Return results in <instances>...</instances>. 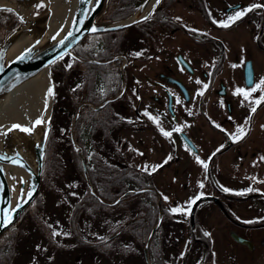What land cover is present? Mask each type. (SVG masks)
<instances>
[{
  "label": "rangeland",
  "instance_id": "374dc122",
  "mask_svg": "<svg viewBox=\"0 0 264 264\" xmlns=\"http://www.w3.org/2000/svg\"><path fill=\"white\" fill-rule=\"evenodd\" d=\"M33 1H35V3H41V0ZM118 1L119 0H115L114 6L116 7H113L110 6V3L107 5L108 0H104V4L97 14L96 21H118L128 17L139 8L137 7L131 13L127 14L129 8H125L124 5L126 4L123 3V1H121V3H118ZM136 1L139 3L142 0ZM206 1L207 3L210 2L212 5L219 7L220 14L217 17L223 20L222 18L225 16V14L222 9L225 5L233 0ZM42 2L45 6L40 8L42 12H44L42 14L44 18L42 17L41 19L43 21L45 20L46 22L44 25V34H46L47 29H49V17L51 11L48 4L49 0H42ZM105 8L107 9L106 13L104 12ZM112 8H114L113 14H109ZM168 11L169 14L177 15L176 18L179 19L184 26L192 27L194 23H196L197 26H200L204 31H209L210 34L218 36L223 42H225V56H223L222 61L219 63L216 69L218 71H215L216 74H219L217 77L220 79L223 78L226 82L225 94L222 96V93L224 92H220L222 87L219 91L220 95L214 92V88H218L217 81L214 83L215 87L205 94H207L206 96H208L209 100L213 101L214 103L217 102V97L222 99L216 103V107H210L209 109L210 113L217 117L225 116L226 111L224 102L227 99L231 101V104L234 108L233 118H231L233 121L231 124H224L223 128L229 131V133H234L237 131L238 127L243 128L246 135H243V138L240 140L238 145L228 148L227 151H223V153L211 160L210 164L208 165V172L210 175L214 176L211 185H214L216 190L219 189L223 194H229L232 196L240 195L243 197L240 199H233L222 197L220 195L218 196L208 182L204 167L202 164L197 162V156L200 158V160L206 162L207 154H209L212 146L219 143L221 140V136L215 134L214 131H212L207 126L203 119V115L196 114L197 110H193L192 112V114H196L197 116L194 119V125L202 126L199 128H201V133H204V136L202 137L204 141H201L198 138L195 142L196 145L207 144L208 141H206V137L209 136H211L213 138L212 140L215 141L211 142L213 145L205 148L206 155H194L179 140L175 141L176 145H174L172 142L173 146L167 147L164 144V140L162 138L156 137V134L153 133V131L150 129H138L135 127L138 124H132L131 120H129L131 125L127 124L123 127L116 128L111 133L113 138L111 139L112 148L110 147L109 149L115 154L113 158L110 157L111 155L107 156L106 153H102L101 149H98L96 154H99V156H101L103 159V162L100 161V164L104 167V174H108L110 171V169L105 166V163H107L109 160H115L117 164L121 163L129 167L133 166L137 168L139 172L142 171L145 165H163L162 167H158L155 171H152L151 168H149L147 173H150L153 183V188H150V190L154 192L155 195V190L159 193L160 206L162 202L164 207L169 209V212L172 213L171 216H173V223H175L173 225L171 224V233L165 239V249L161 252L162 254L160 256L161 260L165 259V263H179L181 257L185 256V252L191 245L193 246V251L187 255L188 257L186 258V262H188V264H264V198L262 196L249 198L250 195H247V189L249 188H252L255 192L259 191L261 194H264V160L261 159V157H264V102H261L258 105L259 108H257L256 112L252 114L253 117L250 121V126H247V118L250 117L249 112L251 111V108L254 107V101L261 95H264V90L257 89L252 93L248 100H245L243 95L235 94L237 88H243L246 91H249L255 84H259V82L264 79V38H262L260 41V44L263 45V48L258 47L255 43L253 32L249 30V25L244 22L235 24V26L231 28L227 27L229 29L225 27H220V30L214 29L213 27L208 26V23H205L204 20L197 15L194 6L189 7L187 5L186 0H177L173 2V4L168 8ZM26 12L28 13L29 17H31V9H27ZM12 13L14 15L16 14L14 11ZM116 15L120 16L117 17ZM110 16H114V18L111 19ZM31 18L33 19L35 17ZM143 20L145 19L140 21ZM67 21L63 22V26H65ZM131 25L119 28L122 30L121 44L116 38V35H118L116 30L119 31V29L97 32L98 34H102V32L115 31L116 33L113 34V38H116L114 42L115 44L118 42L120 51L124 50L125 53V48L129 46L128 42H131L132 47L131 49H126L125 55L127 56V52L130 50H132V54L135 55V53H139L137 48L142 45L144 40L136 38L133 33L134 28L132 29L130 27ZM57 32L59 31L54 29L47 37L55 35L54 33ZM181 33L182 31L179 33L174 32L173 34L163 36V50L166 51V48L169 47L167 45L168 42L170 46H172V44L176 45L177 43L184 44L185 40L188 38L186 37L187 35H183ZM26 36L33 39L36 35L35 33H29ZM99 36L101 38V35ZM6 37L7 35L5 38ZM101 41L105 42L106 40L101 38ZM160 42L161 41H158L157 46H160ZM207 46L210 45L203 44L199 47L198 51H204V54H208V49L205 48ZM24 47L21 50H23ZM68 57L75 59V56L73 55ZM68 57L65 55L63 57V61L66 62ZM206 57H208V55H206ZM115 58L116 56H114L112 59L114 60ZM142 58L143 55L137 57V59ZM246 59H249L253 66V80L252 84L249 86L245 85L243 80V61H246ZM144 65L149 67L146 69L147 71L153 69L154 66L152 62H140L136 60L132 62V65L128 67L129 69L127 71L128 74L134 73L135 77L143 84L145 81H143V79L141 80V72H143L145 69ZM47 69L50 78V86H48L46 89L45 101L47 99V103L50 106L48 113L50 116V125L51 123L54 124L56 129L55 133L58 136V134L61 133L63 126L68 127L69 133L70 121L76 112L72 115V117H70V119L69 113L71 108L67 105V100L64 98L65 94L62 93L61 98H59L61 99V102L55 104L54 106V115L51 122V112L52 105L55 100V94L52 97L47 96L49 88L54 85L50 65ZM120 74L122 80L123 73ZM95 79L96 83H98V74H96ZM67 86L69 91L75 87L71 84V82L67 84ZM199 87V89L202 90V83L199 85ZM262 88H264V86H262ZM53 90L55 93V87ZM128 95L132 96L130 92H128ZM126 96L127 94H123L124 99ZM124 99L112 104V106L119 110V107H123ZM102 106L98 107V109ZM38 118L40 117L35 118L34 122ZM15 122H8L9 125L6 124V127L11 129L12 125L20 124L22 127L27 128V125L24 123L21 124L17 121ZM43 125L44 123H42V125H33V131L31 133H22V131L19 129H12L9 131L10 138L14 140L21 150L27 155L28 150L26 145L37 139L40 128ZM1 126L2 125H0V128ZM86 132V128L81 129V135L83 137L85 148L90 150L91 147L88 145ZM224 143L225 142H223V144ZM76 145L79 148L77 143ZM104 147H106V145H104ZM57 150L61 154L64 170L61 177L56 180L57 183L55 190H42V203L43 210L45 212L44 221L48 224L49 233H51L53 236V231H57L60 232V235L53 236L51 239H48L47 230H44L41 226H38L36 224L37 222L35 223L34 220H31V218L26 215V218L20 225L21 234L19 235L20 238L17 239L15 247L16 254L14 255L15 257L11 264H147L144 255L143 260L140 252L138 254H134L135 256L133 255L124 257L120 255V253L117 252V248L115 246L116 244H114L113 241L104 242L103 244L96 246L107 249V256L97 254L91 249L93 247L92 244L94 245V243H98L96 239L99 238V236H107L109 231H113V229L121 224L120 222L123 218V212L120 206H109L108 208L99 207L96 208L92 214H83L84 212H81L79 216V225H77V231L80 234L77 237L80 239L74 238L70 235L68 229V213L75 196L73 194L80 193L81 195L84 190H86L85 187L87 183L84 174L81 176L76 169L69 147H67L65 143H61ZM90 152H93L92 149ZM141 153L143 155H141ZM169 156H171L170 160H168ZM83 159L86 168L84 155ZM166 160L167 163H165ZM8 176L10 179H15L18 177L17 174L11 172L8 173ZM201 184H203V187H200ZM90 186L91 184H87L89 190L91 189ZM224 188H227L230 191L225 192L223 190ZM129 189L134 190L132 185L127 187L126 190ZM201 194L210 196L217 195L218 198L213 202L207 199L199 201L195 206L192 222H190L189 214H185L183 211L177 213L170 211L171 209L178 207L181 209L187 208L189 202L193 198L201 196ZM164 197H167V199H164ZM151 199H148L149 203H151ZM109 203L110 202H106V204ZM188 220L191 225H194L195 230L201 232L199 237L202 239V241L206 240L205 246H202L200 243H194L193 245V241H187L189 239ZM234 220H238L241 225L236 226ZM15 222L16 220L10 226H12ZM252 222L258 223L259 225L255 226L254 228V226H251ZM49 225H51V227H49ZM8 228H6L4 231H6ZM230 231H234L238 235L248 239L252 243L253 248L250 250L245 245L235 243L229 235ZM205 233H208L209 235H205ZM90 238L94 239V241H91ZM162 239L164 240L163 236ZM88 240L91 241V243L85 244L84 242L87 243ZM145 242L146 239L142 244V253ZM150 242L151 240L149 241L148 246L150 245ZM205 247L207 248L205 249ZM202 251L205 252V255L199 257V253ZM190 255L191 259H189ZM194 255L196 258H194ZM147 258L149 264H151L152 259L148 254V248Z\"/></svg>",
  "mask_w": 264,
  "mask_h": 264
},
{
  "label": "flooded vegetation",
  "instance_id": "af4514ba",
  "mask_svg": "<svg viewBox=\"0 0 264 264\" xmlns=\"http://www.w3.org/2000/svg\"><path fill=\"white\" fill-rule=\"evenodd\" d=\"M121 1L126 4L124 5L125 8H137L140 6V4L144 2V0L140 1L139 3H137L136 0H119L118 3H121ZM175 1L177 0H161L158 5L154 3L150 13L147 16L149 17V19L139 21V23L136 22L130 26L132 29L134 28L133 33L136 38L144 40L142 45L137 48V51H139V53H143L142 59H137V57H140L142 55H133L132 50L127 52V56L125 55L126 49L128 50L132 47L131 42H128L129 46L125 48V53L123 50L122 52L114 55L116 56L114 60L112 59L114 56L112 58H97L103 55L100 54V52L104 51L105 48V42L101 41L100 36H96L98 32H91L84 35V37H82L76 44L71 47L70 55L74 56V52L76 50L79 51L81 55H83V57L81 58H75L80 62V64L78 65V70H82L83 74L87 69L90 70L93 65H100L98 69L102 70L103 73L101 75L98 74V83H96L95 81L97 90H105L110 87V85L112 84L111 81H113L114 79L109 78V75H107V71L118 67L119 87L115 94L119 93V91L120 94L115 99L108 102L114 101V103H116V99H119L117 100V102L124 99L123 94H127V96L123 100V107H119V110H117V108L113 106H111V108L114 110L118 117L125 119V121H123V126L127 124L131 125L129 121L131 120L132 124H138L135 126L138 129H150L151 131H153V133L156 134V137L162 138L164 140V144L167 147L173 146V144L176 145L175 141L179 140L185 146H187V148L194 155H206L205 148L210 145H213L211 143L215 142L212 140L213 138L211 136L206 137V141L208 142L204 145H196L195 143L196 139L198 138L201 141H204L202 138L204 136V133L202 134L201 128H199L202 126L194 125V119L195 117H197L196 114L203 115V119L207 126L212 131H214L215 134L221 136L220 142L214 144L210 149L209 154H207L206 163H208L209 165L211 160L215 159L217 156L223 153V151H227L228 148L238 145L240 140L242 139L241 138L239 140L234 141L230 138L229 134L240 135V133L238 131H235L234 133H229V131L223 128L224 124H231L233 121L231 118H233L234 108L231 104V101L227 99L224 102L226 111L225 116L217 117L211 114L209 109L210 107H216V103L221 101L222 99L217 97V102L214 103L213 101H210L208 96H206L207 94H205L206 92L211 91L215 87L214 83L216 81L218 88H214V92L220 95L219 91L222 87L224 92L222 93V96L225 94L226 82L223 78L220 79L219 77H217L219 74H216L215 72L218 71L216 69L219 63L222 61L223 56H225V42H223L218 36L210 34L209 31H204L200 26H197L196 23H194L192 27H186L179 19L176 18L177 15L169 14L168 8ZM186 1L187 5L189 7L194 6L197 15L200 16L205 23H208V26L213 27L214 29L220 30L219 28L221 26L219 23H214L213 21L228 22L230 24L229 28L241 22L246 23L247 25H249V30L253 32L254 40L257 46L263 48V45L260 44V41L262 38H264V7L253 8L250 12L247 10L253 5H264V0H233L223 7L222 10L225 14V16L222 18L223 20L217 17L220 14L219 7L212 5L209 1V3H207L206 0ZM108 3H110L111 6L116 7L114 6L115 0H108L107 5ZM37 4L39 3H35V1L30 0V16L35 17L33 19L43 17L42 14L44 12H42L40 8L37 9L35 7ZM40 10L42 13L40 12ZM37 11L39 13L38 15L36 14ZM106 11L107 9L105 8L104 12L106 13ZM113 11L114 8L110 10L109 14H113ZM238 11L246 12V15L242 16L239 20H237L238 22L230 21L229 17L234 16ZM22 12L24 14L27 13L26 9H22ZM203 12L206 13L207 16H205ZM15 15L12 12L0 10V43L5 39L6 35L11 33L14 29H16L22 24V21L20 20L19 16L17 14ZM27 16H29L28 13ZM45 24V20L43 21L42 19L34 22L31 25L32 33L36 34L37 27L44 28ZM181 31V34L187 35L186 37L188 38L187 40H185L184 44L177 43L176 45L172 44V46H170L168 42L167 45L169 47L166 48V51L163 50L162 37L168 34H173L174 32L179 33ZM121 32L122 30L119 29L118 35H116V38L117 40H119L120 44L122 42ZM91 36L93 38L96 36L93 42L96 54L93 58L85 56L89 48L86 42H88V38H90ZM158 41H161L159 44L160 46H157ZM114 44L115 42H110V46ZM203 44L210 45L205 47L206 49H208V54H204V51H198L199 47ZM65 55L67 57L70 56L68 52L64 53L61 56ZM206 55H208V57H206ZM136 60L140 62H152V64L154 65L153 69H150V71H147L146 69L149 67L144 65L145 69L143 72H141V80L143 79V81H145V85L135 77L134 73L128 74L127 72L129 69L128 67L132 65L133 61ZM69 61L70 59L68 57V60L66 61L68 65ZM88 62L92 63V65H88ZM244 62L245 61H243V64ZM120 73H123V86L121 85ZM65 77V87L67 88L68 86L66 84H69L72 81V78L67 77L66 75ZM198 80L202 83V90L199 89V85H201V83H197ZM204 84L208 85L207 89H204ZM201 91H203V95L199 94ZM128 92H130L132 96H129ZM177 100H179L180 102L177 103ZM101 102L97 103L96 105L100 104ZM254 107H256V109L259 108V106L256 104H254ZM193 110H197V113L192 114ZM145 111L150 113L151 116L156 117L159 121V124H157L154 120L150 119L148 116L144 115ZM206 111L209 113H207ZM189 112H191V115L189 114ZM252 114L254 113H251L250 111L249 116L251 117V119L253 117ZM251 119H249V117L247 118V126H250ZM216 125H219L220 127L218 128ZM161 128H163L164 131L172 132L171 137H166L165 135H163L160 130ZM175 128H181L182 131H174ZM187 140L191 142V146L188 145ZM223 142L225 143L223 144ZM205 173L207 175L208 182L211 185L214 176L210 175V173L208 172V168L207 170H205ZM211 187L215 190L218 196L220 195L222 197L233 199H240L243 197L240 195L232 196L229 194H223L219 189L216 190L214 188V185H211ZM217 195L213 197L217 199ZM247 195H250L249 198L259 196H262L264 198V194H261L259 191H251L248 192ZM208 200L211 202L215 201L213 199ZM237 221L238 220H234V223L236 224V226H240V222ZM258 225V223L251 224V226H254V228ZM192 226L194 227V225ZM188 232V242L193 241V245L194 243H200L205 245V242L202 241V239L199 237L201 232H198L195 229L192 230V232L190 229H188ZM192 251L193 246L190 245L187 251L185 252L184 257L187 258V255ZM204 253L205 252L203 251L200 252L199 257L204 256ZM14 257L15 256L10 258L11 260L8 264L12 263ZM194 258H196L195 255ZM189 259H191V255L189 256Z\"/></svg>",
  "mask_w": 264,
  "mask_h": 264
},
{
  "label": "trees",
  "instance_id": "16d2710c",
  "mask_svg": "<svg viewBox=\"0 0 264 264\" xmlns=\"http://www.w3.org/2000/svg\"><path fill=\"white\" fill-rule=\"evenodd\" d=\"M134 9L135 8H129L127 14L131 13ZM204 15L207 16L206 13H204ZM116 16L119 17L120 15ZM112 18H114V16H111V19ZM116 32L107 31L101 34V38L106 40L105 48L104 51L100 52V54L103 55L97 58H112L114 55L122 52L119 49L118 43L110 46V42H114L116 39L115 37L113 38V34ZM96 36L99 35L96 34ZM95 37L93 38L91 36L88 38V42H86L89 46L85 55L86 57L93 58L96 54L93 45ZM74 56L75 58L83 57V55L77 50L74 52ZM69 59V65H71V67H68V64L64 62L63 59H60V57L55 59L54 63L51 62L50 64L51 74L55 85V100L52 105L51 122L54 115V106L61 102V99L59 98H61L62 93L65 94L64 98L67 100V105L71 108L69 113L70 118L76 112L80 103L87 102L96 105L103 99L114 96L119 87L118 67L107 71L109 78L114 79L111 81L112 84L110 87L105 90H97L95 76L96 74L101 75L103 73L102 70L98 69L100 65H93L90 70L87 69L83 74L82 70H78L80 62L72 57H69ZM87 64L92 65V63L89 62ZM65 75L72 78V85L75 86L70 91L65 87ZM78 85H80V87H77ZM117 100L119 99H116L115 101L117 102ZM113 103L114 101L107 102L99 109L83 106L74 123V139L78 146L81 147L85 157L87 176L92 190H89L86 184V190H84L81 195L80 193L73 194L75 196L69 208L68 229L71 236L80 239L77 237L80 235L77 231V225H79V216L81 212H84L83 214H92L93 211L99 207L108 208L109 206H120L123 212L121 222L119 220L121 224L113 229V231H109L107 236L103 237V240H101L99 236V238L96 239L98 243H94V245L92 244L93 247L91 249L97 254L107 256V249L96 246H99L104 242L113 241V243L116 244L117 252H119L120 255L128 257L140 252L143 259V253L141 250L142 244L148 236L150 229L156 223L158 216L156 195L150 190V188H153L151 176L143 170L139 172V170L133 166L129 167L125 164H117L115 160H109L105 163V166L110 169V171L108 174H104V167L100 164V161L103 162V159L99 154H96V151L101 149V152L104 154L106 153L107 156L111 155L110 157L113 158L115 155L109 149L110 147L112 148L111 139L113 138L111 133L114 129L122 127L125 119L117 116L111 108ZM82 128L87 129V142L93 152H90L91 149L88 150L85 148L83 137L81 135ZM55 130L54 124L51 123L44 143V154L40 173V188L38 193L25 207L16 222L0 235V264H8L11 260L10 258L16 254V242L21 234L20 225L26 218V215H28L31 220H34L35 223L37 222L36 224L38 226L47 230L48 239L53 237L48 231V224L44 221L45 212L42 203V190H55L57 183L56 180H58L63 173L64 168L61 154L57 150L61 143H65L67 147H69L76 169L81 176L83 174L77 149L72 147L69 139L68 127L63 126L61 133L58 134V136L56 135ZM104 145H106V147H104ZM130 185H132L134 190L138 191L125 194L123 198L115 202L113 205L106 204V202H112L123 194ZM148 199H151L152 205L148 202ZM161 214L160 222L154 229L153 235L150 239V245L148 246V254L152 259L151 264H168V262L165 263V259L161 260L160 256L162 254L161 252L165 249V239L170 235L171 226L175 223H173V216H171L172 213L169 212L168 208L164 207L162 202ZM187 223L192 232L195 228L191 225L189 220ZM162 236L164 237V240L162 239ZM90 240L94 241L92 238H90ZM91 241L88 240L87 243H84L90 244ZM204 242H206V240H204ZM202 246L205 245L202 244ZM206 248L207 247H205V249ZM177 264H188V262H186V258L183 256Z\"/></svg>",
  "mask_w": 264,
  "mask_h": 264
},
{
  "label": "water",
  "instance_id": "95a60500",
  "mask_svg": "<svg viewBox=\"0 0 264 264\" xmlns=\"http://www.w3.org/2000/svg\"><path fill=\"white\" fill-rule=\"evenodd\" d=\"M10 5L1 4L0 8H10L16 12V14L20 17H23L22 24L18 26L15 30H13L7 37L0 43V108L6 100L8 94L14 90L15 88L21 86L25 82L34 78L38 73H40L48 66L52 61L59 58L64 53H70L71 47L76 44L85 34L91 33V29L96 27L99 31L104 30H114L123 28L125 26L136 23L150 13L155 0H145L139 8L129 15L126 18H123L118 21L112 22H100L96 21V17L101 7L104 4V0H74L73 8L68 18L67 23L63 27L61 31H59V35L57 33L55 35L43 38L44 28L37 27L36 36L30 41L28 45L24 47L19 53L14 55L10 59H6V52L8 48L20 37H27L26 35L32 33V24L36 21L41 20V18L32 19L29 16H25L22 12V9L30 8V0H8ZM87 13V16L84 15ZM69 32H72L74 35L69 37L64 46L62 47L59 44V41L64 39ZM34 34V33H33ZM56 36V39L53 40L52 37ZM39 41V43H37ZM29 49L31 51H29ZM23 57V58H22ZM243 80L244 84L249 86L252 84L253 80V70L251 66V61L246 60L243 64ZM121 85L123 86V80H121ZM223 92V88L221 91ZM120 91L117 95L113 97L106 98L98 105L91 104H80L76 110L75 115L72 117L69 125V135L70 141L74 148H77L78 154L80 157V163L82 167V171L86 180V183L89 184L88 176L86 173V168L84 164L83 155L81 152V148L77 147L75 140L73 138V124L78 116L80 109L83 105H88L93 109H96L106 102L115 99L119 96ZM50 100V99H49ZM50 103V101H49ZM33 125L30 128H33ZM50 125V116L47 115L45 118V123L40 128L39 135L37 139L32 141L30 144L26 145L28 150V154H24L25 157L20 153L19 146L16 144L14 140L10 138L9 129L5 127L0 133L6 132L7 135L0 134V156L4 157V159H0V209L5 210L6 212L12 211L17 208L18 204H22L23 206L19 208V210L15 213L14 219L11 223L6 226H0V234L8 228L22 213L24 208L33 200L36 194L39 191L40 187V173L42 167V158L44 154V142H45V133L48 132ZM27 128H29L27 126ZM24 131H22L23 133ZM188 145H192L189 140H187ZM13 161H17L13 163ZM4 164H9L20 171H22L25 175L20 176L19 178V189L15 197L12 195V191L10 185L6 179L4 174L3 166ZM26 182V183H25ZM25 193L24 199H27V193L31 192L32 197L28 200L27 203L23 202L21 199V193ZM155 190V189H154ZM138 190H126L122 195L117 197L114 201L109 204H113L124 197L125 194L134 193ZM157 195L156 206L158 211L157 221L150 229L149 234L146 238L145 245L143 246V255L144 258L148 262L147 258V248L152 233L161 219V206H160V195L155 190ZM200 199L196 200V203L192 205L190 216V222H192V216L195 209L196 204L205 199H213L216 201V198L210 195H201ZM230 237L237 243L245 245L248 249H252V243L235 233L234 231L229 232Z\"/></svg>",
  "mask_w": 264,
  "mask_h": 264
},
{
  "label": "bare ground",
  "instance_id": "6f19581e",
  "mask_svg": "<svg viewBox=\"0 0 264 264\" xmlns=\"http://www.w3.org/2000/svg\"><path fill=\"white\" fill-rule=\"evenodd\" d=\"M1 4L10 5L8 0H0V5ZM48 4L51 12L49 17V29H47L46 34H44V39L54 29L57 31L63 29V22L68 20L74 0H49ZM24 15L26 16L27 13ZM30 41H32V39L28 36L18 38L8 48L6 59H10L19 53ZM48 86H50V78L48 69L45 68L31 80L12 90L0 108V125H2L0 131L6 127V124L9 125L8 122L11 123V121H17L21 124L24 123L30 128L35 118L43 117V120H45L50 108L49 104L45 103L46 89ZM19 151L25 157V153L21 148H19ZM3 170L10 185L12 195L15 197L19 189V178L25 174L9 164H4ZM9 172L17 174L18 177L10 179L8 176Z\"/></svg>",
  "mask_w": 264,
  "mask_h": 264
},
{
  "label": "snow or ice",
  "instance_id": "6c2138e0",
  "mask_svg": "<svg viewBox=\"0 0 264 264\" xmlns=\"http://www.w3.org/2000/svg\"><path fill=\"white\" fill-rule=\"evenodd\" d=\"M160 2H161V0H155V3H156L157 5H158ZM44 6H45V5L43 4V2H42V0H41V3L37 4L35 7H36L37 9H39V8H41V7H44ZM257 7H264V5H253L252 7L248 8L247 11L250 12V11H252L253 8H257ZM0 10H4V11H8V12H13V9H10V8H8V9H0ZM36 14H37V15L39 14L38 11H37ZM84 15L87 16V13H84ZM244 15H246V12L238 11L234 16H230V17H229V20L232 21V22H235V21L239 20V19H240L242 16H244ZM19 18H20L21 21H23V17H22V16H20ZM144 19L147 20V19H149V17H144ZM213 22H214V23H219L221 27H225V28H227V27L230 26V24H229L228 22H216V21H213ZM137 23H139V21H138ZM91 31H92V32H97V31H99V29H97L96 27H93V28L91 29ZM57 35H59V32L57 33ZM73 35H74V34H73L72 32H69V33L67 34V36H66L64 39H62V40L59 41V44L63 47L64 44H65V42H66V40H67L69 37H72ZM52 39L55 40V39H56V36H53ZM37 43H39V41H37ZM29 51H31V50L29 49ZM142 54H143V53H135L136 56H140V55H142ZM69 55H70V53H69ZM22 58H23V57H22ZM60 59H63V56H61ZM54 62H55V61H53V63H54ZM68 67H71V65H68ZM197 83H201V82L198 80ZM262 86H264V79H262V80L259 82V84H255V85L251 88V90H249V91H246V90L243 89V88H237L235 94H237V95H243L244 99H245V100H248L249 97H251L252 93L255 92L257 89H262V90H264V88H262ZM54 87H55V86L53 85L52 87L49 88V90H48V92H47V96H48V97H52V96H54V94H55V93H54V90H53ZM77 87H80V85H78ZM207 87H208V85H207V84H204V89H207ZM74 90H75V89H74ZM199 94H200V95H203V91H201ZM138 98H139V97H138ZM179 102H180V101L177 100V103H179ZM261 102H264V95H261L258 99H256V100L254 101V103H255L256 105H259ZM45 103L47 104V99H46ZM221 103H223V102H221ZM256 110H257L256 107H252V108H251V112H252V113H255ZM189 114L191 115V112H189ZM144 115L148 116L150 119L154 120L157 124H159V121L157 120V118L151 116V114L148 113L147 111H145ZM249 119H251V117H249ZM41 123H45V121L43 120V117L38 118V119L34 122V125H40ZM216 126H217L218 128L220 127L219 125H216ZM12 129H19V130H21V131L28 132V133H31V132L33 131L32 128L22 127L20 124H14V125H12V128L9 129V131H11ZM160 130H161V132L163 133V135H165L166 137H171L172 132H170V131H164L163 128H161ZM221 130H223V129H221ZM174 131L180 132V131H182V129H181V128H175ZM237 131L240 133V135L229 134L230 138L233 139L234 141H235V140H239V139L243 138V135H246V133L244 132V129H243V128H239V127H238ZM0 134L7 135L6 132H4V133H0ZM45 137H47V132L45 133ZM186 147H187V146H186ZM218 151H219V149H218ZM141 155H143V154L141 153ZM213 155H214V154H213ZM0 159H4V157L0 156ZM170 159H171V156L168 157V160H170ZM196 159H197V162L200 163V164H202V166L204 167V169L207 170V168H208V163H206V162L203 161V160H200V158H199L198 156L196 157ZM261 159L264 160V157H261ZM16 162H17V161H13V163H16ZM165 163H167V160L165 161ZM162 166H163V165H159V166H149V165H145L144 168H143L142 170L145 171V172H148V171H149V168H151L152 171H155L158 167H162ZM149 174H150V173H149ZM25 183H26V182H25ZM200 187H203V184H201ZM223 190H224L225 192L230 191V190L227 189V188H224ZM247 191H248V192H251V191H253V189H252V188H249V189H247ZM26 195H27V199H24V197H25V193H24L23 190H22V193H21V199H23V202H24V203H27L28 200L31 199V197H32V193H31V192H28ZM201 195H202V194H201ZM200 198H201L200 196H198V197H196V198H193V199L189 202L187 208H185V209H181V208L178 207V208H173V209H171L170 211L173 212V213H177V212H181V211H183L185 214H190L192 205H194V204L196 203V200H197V199H200ZM164 199H167V197H164ZM22 206H23L22 204H18L16 209H13L12 211H9V212H6L5 210L0 209V226H6L7 224L11 223V222L13 221V219H14L15 213H16V212L19 210V208H21ZM49 227H51V225H49ZM65 234H66V233H65ZM57 235H60V232L53 231V236H57ZM205 235H209V234H208V233H205ZM100 239L103 240L104 238H103V237H100Z\"/></svg>",
  "mask_w": 264,
  "mask_h": 264
}]
</instances>
